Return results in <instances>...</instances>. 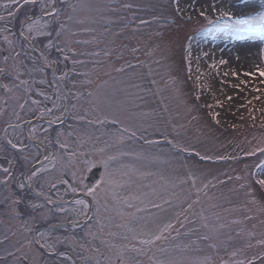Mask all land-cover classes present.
Instances as JSON below:
<instances>
[{"label":"rangeland","instance_id":"1","mask_svg":"<svg viewBox=\"0 0 264 264\" xmlns=\"http://www.w3.org/2000/svg\"><path fill=\"white\" fill-rule=\"evenodd\" d=\"M55 6L64 52H49L58 60L55 76L68 73L62 83L69 98L56 100L53 108V69L34 71L52 86L38 82L30 88L11 80L4 89L0 83V156L11 160L7 168L15 176L3 183L6 174L0 165V264H31L18 244L25 228L20 210L28 201L44 205L47 197L19 189L17 180L29 164L20 171L17 166L23 164L17 158V165L16 157L27 153L7 144L29 143L30 127L38 129L42 140L46 124L24 122L38 112L32 107L38 101L34 91L36 97L51 95L52 113L40 115L58 126L50 129L53 138L59 133L60 142L68 145L61 149L49 139L48 155L57 159L42 166L48 171L34 180V188L39 184L43 190L64 174L85 184L90 163L103 167L104 184L100 180L93 187L114 201L108 210L99 206L95 241L88 244L100 249L98 264L108 261L102 254L109 246L98 243L102 235L134 264V249L144 246L141 239L159 234L169 223L164 239L145 246L142 264H264V185L259 183L264 179V76L257 71L264 69V35L233 33L241 27L237 18L264 19V0H56ZM9 10L15 6L0 0V13ZM242 38L254 45V66L247 70L240 66ZM24 71L21 81L30 76ZM60 105L68 109L67 119ZM17 124L18 130L9 127ZM40 151L38 160L45 155L44 148ZM70 152L76 155L70 157ZM112 156L116 159L106 169L100 161ZM108 173L117 183H108ZM18 198L21 202L14 204ZM76 200L83 199L80 195L63 205L72 203L82 212ZM29 209L35 210L31 204ZM33 220L30 213L27 225ZM37 238L52 250V240Z\"/></svg>","mask_w":264,"mask_h":264},{"label":"snow or ice","instance_id":"2","mask_svg":"<svg viewBox=\"0 0 264 264\" xmlns=\"http://www.w3.org/2000/svg\"><path fill=\"white\" fill-rule=\"evenodd\" d=\"M8 3L16 6L18 4V0H8ZM26 5H32L34 8L38 10V14L33 15H26L24 19L21 21L22 24V30H19L17 32H13L7 25L4 27H0V32H6L8 35H5L3 37L4 41L7 42L8 48L5 49V51L8 53L7 55L3 56V60L7 66V62H12V68L11 70L16 74V78H19V72L21 68L24 66V62L27 61L29 63H32V70L33 71H39V72H45L47 69H53V81H54V95L55 100H53V108L57 107L56 100H67L69 98V94L65 93L66 85L62 83L67 76L68 73L64 72L63 75L56 77L55 76V66L58 65V60H54L51 56V52H49V49L56 50L61 53L64 52V49H61L59 47V38L61 36V32L56 30L55 27V20H56V13L59 11V9L56 8V0H23L22 6ZM125 7H131V5H124ZM5 8L8 7V5H4ZM19 9L17 8L15 11L9 10L7 11V18H13L16 16ZM201 16L205 15V13L201 12ZM221 16H228L231 15L229 12H221ZM47 18V19H45ZM6 20L5 15L0 14V22H4ZM238 23L241 25V27H238L235 30V34L237 36L244 35V34H259L264 35V19L260 20H249L246 18H237ZM141 23H146L145 21H141ZM13 37L10 39L9 37ZM44 37L46 38L45 41L38 40V38ZM85 43H87L85 41ZM18 49V50H17ZM38 53V55H37ZM207 55V53H205ZM67 59V57H65ZM73 63H78L77 61H73ZM79 63H82L80 61ZM221 64L226 63L225 61L221 60ZM39 65V67H37ZM6 67H0V72H5ZM260 74V76H264V69H258L257 70ZM227 75V74H225ZM251 75V73H249ZM42 83H48L50 86H52V82L48 80H42ZM22 84H27L28 81L23 80L21 81ZM7 87V85H5ZM235 87H239V85H236ZM259 91V89H257ZM42 96H45V99L51 100V96H47L44 92H41ZM227 99L232 100V97L229 96ZM27 100H25L24 104H21L20 107L23 108L27 104ZM34 103H39L38 101H34ZM61 108H63L64 112H67L68 109L64 107L63 105H60ZM74 107V106H73ZM44 112H47L49 114L52 113V108H45L43 110ZM82 119L83 117H78ZM57 120H59V117H56ZM97 123H102V121L97 120ZM118 122V121H117ZM49 125L54 123V121H49ZM9 127L13 128L14 130H18L20 128V125H9ZM45 133H47L46 129H42ZM128 129H124V132H128ZM38 129L36 127H30L27 132V137L31 138L29 140V143H23L21 140H17L15 143H13L12 140H7V144L11 145L13 149H20L22 152L27 153V155H20L18 156V159L22 162V164H29V167L26 171H22L20 173L21 179L17 180V184L19 189H32L33 191L37 192V195L40 197L45 196V192L41 190V185H37V188L33 189L32 185L36 178H38L40 173L47 172V168H33L31 166V160L36 159L38 161L39 156L41 155V148L47 149L48 143H50L49 137L47 134H45L44 139L40 140L38 136ZM133 136H135V133H132ZM123 134H121L120 139H123ZM33 141H39V142H33ZM55 144H59L61 149H67L68 145L66 143H61L59 140V133L57 134V139L55 141ZM187 151V149H184ZM104 149H100V152H103ZM261 152H264V149H260ZM254 154V153H249ZM76 154L74 152H70L69 156H75ZM44 161H54L57 159L56 156L49 157L48 155L43 156ZM116 157H108L107 159H101V163L105 166V168H108V161L109 160H115ZM204 159H210V157L205 156ZM220 159H223V157H220ZM13 164L15 165V161H13ZM91 167H94V164L90 163ZM4 172L6 174L5 180L3 183L7 184L9 180L15 179L14 173L8 169L5 168ZM64 183H67L66 181ZM108 183L115 184L117 183L114 179L111 178V173H108ZM260 184L264 185V179H261L259 181ZM101 184H104V180H101ZM56 184L52 183L50 184V188H55ZM72 191L75 192L76 188L73 187ZM89 194L93 195L95 194L94 189H88ZM59 193H57V197H59ZM22 198H18L17 200H14L13 203L17 204L21 202ZM47 204L55 203L51 199L50 196L46 197ZM27 203L31 204L33 209L36 208H44V205H37L35 203H32L31 201H28ZM75 203L84 205L86 202L84 200H76ZM167 203V201H166ZM155 208H159L160 205L153 204L152 205ZM189 208L192 207L191 204L188 205ZM140 209H138L139 211ZM61 212L67 211L65 208H60ZM51 210L45 209V211L41 214V218H47L48 215H50ZM172 228V225L169 223L165 225L163 229L159 230V234L157 233H148L147 238L141 239V244L143 245H152L157 241H160L164 239L163 233L168 231ZM31 230V229H29ZM41 235V239H43V234ZM204 239H207V237H204ZM65 241L71 242L70 238L65 237ZM59 243V241H57ZM261 243H264V241H261ZM47 246V245H45ZM54 247V245H53ZM138 254H144L143 248H136L134 249ZM98 251V250H97ZM159 252H164L165 249H158ZM109 264H128V260L126 257L123 256L122 251L114 252L112 256L107 257ZM135 264H140L139 261H136ZM155 264H175L174 261H165V260H156ZM251 264V262H249Z\"/></svg>","mask_w":264,"mask_h":264},{"label":"flooded vegetation","instance_id":"3","mask_svg":"<svg viewBox=\"0 0 264 264\" xmlns=\"http://www.w3.org/2000/svg\"><path fill=\"white\" fill-rule=\"evenodd\" d=\"M22 3H23V0H21L15 6V10L17 8L19 9L16 16L13 18H10L9 20L6 18L4 22H0V27H4L5 25L3 24L6 22L7 27H9L13 32L18 33L19 30H22L21 21L24 19L26 15L38 14L35 11L37 9H35L32 5H26V6L21 7ZM0 14H3L5 15V17H7V13L3 12ZM5 35H8V34H3L2 32H0V67H6L5 72H0V83L3 85L4 89L6 88L4 83L10 82L11 80L20 84L21 79H22L21 78L22 76H20L22 74L21 70L26 71L27 69L25 66H23L20 70L19 78L17 79L16 74L11 71L12 62L11 61L7 62V66H6L3 60V56L8 54L5 51V49L8 48V45H7V42L4 41L3 39ZM9 38L12 39L13 37L10 36ZM42 39H45V38L42 37L40 40ZM27 66L30 69L29 70L30 72L29 71L27 72L30 76L26 74L24 79H27L26 80L28 81L27 84H29V87L31 88V85L33 84L36 85L38 82H41L43 78L36 76L34 71L31 72L32 63L27 62ZM37 95L38 96L36 97L35 91H34V98H37L39 103H34L33 101L32 107H34V109L37 110L38 112H36L31 117H29L27 120H25L24 122L26 123L27 121H31L32 119H35L37 116L40 115L41 112L44 113L43 110L45 108L50 107L51 105V100L45 99V96H42L41 93H38ZM46 95L51 96L50 94H46ZM57 127L58 126L46 124V127L44 129L47 130V133L43 132V136H41L42 137L41 139L43 140L45 134H47L49 139L53 140L54 145H56L55 144L56 140L53 138V135L50 133L51 131L50 129L51 128L56 129ZM40 150H42V148ZM17 158L18 157H16V159ZM16 161L18 165L19 160L17 159ZM11 163L12 162L10 161L9 166H11ZM23 165H26V164H23ZM17 167H18L17 169H19L20 171L24 169L23 166L22 168H20L19 166ZM86 177H87V173L85 175V179ZM65 181L67 183H64ZM84 181H85V184L87 185L86 180ZM52 183L56 184L55 188H50V184ZM85 184H83L82 178L80 179V183H78L75 179L69 178L67 174H64L62 175V179L49 182L48 186L44 187L43 189V191L45 192V195L47 197L50 196L51 199L55 202L68 201L72 199L71 202L73 203L75 200V197L81 195V198L86 202L84 205H81L82 212H80L77 205H73L72 203L70 207H66L65 205L54 204V203L47 204L46 201H43L44 208H40V212L37 211L36 209L33 212H31L29 209L28 203H24V205H22V208L20 210L21 212L20 215L24 217L23 225L25 228L23 229L22 239L20 240L18 244L20 245V250L23 251V255H25L28 258L31 264H49V262L50 264H75L69 252L74 255L77 264H84L86 259H88L89 264H98V261L95 259V255L100 251V249L94 248V247L89 249L88 244L91 245L95 241L94 237H96L95 235L97 233L94 231L97 230L99 227V219H97V217H99L98 216L99 206L102 205L104 207V210L105 209L108 210L109 205L112 204L114 199L108 196H107L108 198H106L101 193L102 192L101 188H95V187L89 188V189L95 190V194L90 195L88 189L84 187ZM96 184H100V182ZM73 187L76 188L75 192L72 191ZM26 191H28V189H26ZM57 193L60 194L59 197H57ZM39 200H42V199L39 198ZM61 207L65 208L67 211L61 212L60 211ZM85 207L89 211V213H91V214H88L87 217L84 215L85 212H87L85 210ZM42 209L43 211H41ZM45 209L51 210L50 215H48L47 218H43L47 220V222L41 221L40 219L41 214L40 216H38V214L43 213ZM22 211L23 213L29 211L31 213L32 218L34 217V220L32 221L30 226L27 225V221H26V217H28L30 213L28 214V216L26 214L22 215L23 214ZM95 213H96V217L93 218ZM101 219L103 218L101 217ZM65 222L67 223L75 222L76 224L71 227L49 228L50 225L57 224V223L58 224L65 223ZM89 227L92 228V231L90 232L88 231ZM73 233H76V236H74ZM40 234H43V239H44L43 242L46 241L47 239L52 240L54 242V247L52 245V250H49L48 246L46 247L39 242L37 235H39L40 240H42ZM65 237H68V238L70 237V240L72 241V243H74L73 245H75L76 247L70 246L72 245L71 242H70V245L67 244V241H65ZM101 237H102V241L98 240V243L104 244L106 247L109 246L108 250L103 247L105 249V252L107 251L106 253L102 254L103 257H105V254L108 255L109 257V256H112L114 252L121 251L120 248H117L116 246L114 247L113 244L111 245L108 244L105 235H102ZM122 239L125 240L126 237H123ZM57 241H59L60 245H57ZM137 248H143L144 254H138V257L136 256L137 259L136 260L134 259V264L136 261H139V262L142 261L144 263L145 256H146V247L144 245L143 247L139 246ZM86 251H89L90 254L89 255L85 254ZM138 258L140 260H138ZM107 264H109V261H107ZM140 264L142 263L140 262Z\"/></svg>","mask_w":264,"mask_h":264},{"label":"bare ground","instance_id":"4","mask_svg":"<svg viewBox=\"0 0 264 264\" xmlns=\"http://www.w3.org/2000/svg\"><path fill=\"white\" fill-rule=\"evenodd\" d=\"M245 40H241L239 42L240 45V52L242 53V61H241V65L243 68L250 69L254 66V59H253V48L254 45L250 42H248V40L246 38H242Z\"/></svg>","mask_w":264,"mask_h":264},{"label":"water","instance_id":"5","mask_svg":"<svg viewBox=\"0 0 264 264\" xmlns=\"http://www.w3.org/2000/svg\"><path fill=\"white\" fill-rule=\"evenodd\" d=\"M56 74V73H55ZM57 76V75H56ZM8 159L5 157H0V164L4 167L7 166ZM44 163V159L40 160L39 162L35 163L32 167L38 168L40 165ZM101 175V167H96L90 172V176L88 177V185L91 186L92 183L96 182L99 179V176ZM33 191V190H32ZM36 195L37 192L33 191Z\"/></svg>","mask_w":264,"mask_h":264}]
</instances>
